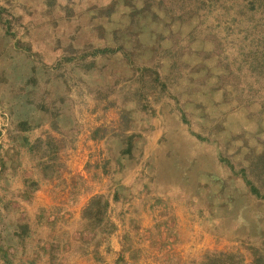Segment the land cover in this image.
<instances>
[{
	"label": "rangeland",
	"instance_id": "rangeland-1",
	"mask_svg": "<svg viewBox=\"0 0 264 264\" xmlns=\"http://www.w3.org/2000/svg\"><path fill=\"white\" fill-rule=\"evenodd\" d=\"M219 1L0 0V264H264L263 20Z\"/></svg>",
	"mask_w": 264,
	"mask_h": 264
},
{
	"label": "trees",
	"instance_id": "trees-1",
	"mask_svg": "<svg viewBox=\"0 0 264 264\" xmlns=\"http://www.w3.org/2000/svg\"><path fill=\"white\" fill-rule=\"evenodd\" d=\"M219 2L221 4V9H222L225 0H220ZM249 3L253 4L254 7H256L257 10L255 14L259 15L260 19L263 20L262 26L264 28V0H234L233 5L236 6L235 14H238L241 8H245ZM237 4H239L240 7ZM252 18H254V13L250 16L249 20L252 21ZM263 35H264V30H263ZM98 51L99 50H97L96 52ZM242 172L245 182L249 185L250 191L259 197L260 196L264 197V194H261L259 189L254 185V183L246 177L244 170H242ZM108 206H109V201L101 195H93L89 199L87 205L83 209L82 218L85 221H87V224L92 231H95L96 227L94 225V221L98 220L99 216H102L101 220L104 218V222L100 227L101 228L100 231L110 232L114 227L113 223H111V221L107 218L106 215ZM234 262H235L234 257L230 254H225V253H219L217 258L214 260V264H234Z\"/></svg>",
	"mask_w": 264,
	"mask_h": 264
}]
</instances>
